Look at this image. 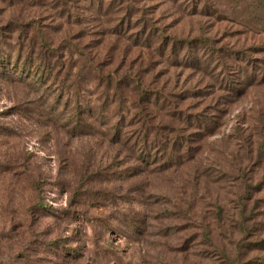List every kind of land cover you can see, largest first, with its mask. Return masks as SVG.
<instances>
[{
  "label": "rangeland",
  "instance_id": "1",
  "mask_svg": "<svg viewBox=\"0 0 264 264\" xmlns=\"http://www.w3.org/2000/svg\"><path fill=\"white\" fill-rule=\"evenodd\" d=\"M0 264H264V0H0Z\"/></svg>",
  "mask_w": 264,
  "mask_h": 264
},
{
  "label": "trees",
  "instance_id": "2",
  "mask_svg": "<svg viewBox=\"0 0 264 264\" xmlns=\"http://www.w3.org/2000/svg\"><path fill=\"white\" fill-rule=\"evenodd\" d=\"M10 58H5L4 55L2 53H0V66H3V67H6V66H10L11 64H14L16 65V63H11V59L9 60ZM14 65H11V66H14Z\"/></svg>",
  "mask_w": 264,
  "mask_h": 264
}]
</instances>
